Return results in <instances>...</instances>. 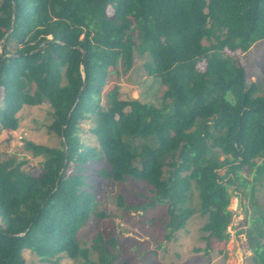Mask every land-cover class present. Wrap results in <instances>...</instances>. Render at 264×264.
I'll return each instance as SVG.
<instances>
[{"label": "trees", "instance_id": "16d2710c", "mask_svg": "<svg viewBox=\"0 0 264 264\" xmlns=\"http://www.w3.org/2000/svg\"><path fill=\"white\" fill-rule=\"evenodd\" d=\"M259 41L264 0H0V134L46 103L48 132L61 138L24 143L43 156L36 175L13 155L0 161V264H27L25 252L46 264H131L115 237L80 235L105 216L91 164L108 166L97 179L149 185L134 209L164 206L166 240L195 214L205 250L225 240L229 187L252 198L264 186V81L240 60ZM135 54L155 102L115 89L101 104L111 72L131 70ZM248 224L251 262L264 264V210Z\"/></svg>", "mask_w": 264, "mask_h": 264}, {"label": "rangeland", "instance_id": "374dc122", "mask_svg": "<svg viewBox=\"0 0 264 264\" xmlns=\"http://www.w3.org/2000/svg\"><path fill=\"white\" fill-rule=\"evenodd\" d=\"M204 44H208V41H204ZM144 60L145 58L135 54L131 70L125 72L118 66L117 71L111 72V77L103 89L101 104L105 102V93L115 89L123 98L155 102L154 97H150V83L142 67ZM240 60L244 62L251 79L259 73L264 81V41L253 45ZM202 66L203 63L198 65L199 68ZM163 89L158 90L156 97L162 94ZM51 121L52 109L46 103L37 107H25L20 113L18 130L0 134V161L13 155L18 161H26L22 165L25 171L33 175L38 174L43 156L34 157L31 151L25 150L24 143L30 141L48 147H60L61 138L53 132H48ZM82 126L86 128L87 123ZM82 138L86 140V133H83ZM107 167L104 163L91 164L84 171V174L93 175L99 185L96 210L105 215L82 228L80 235L84 239L93 238L96 232L101 233L104 238L115 237L131 264H252L248 219L251 214L256 215L264 210V186L257 187L252 198L249 195L244 197L241 194L243 189L229 187L231 197L228 209L232 215L225 231L228 237L225 240L210 241V247L205 250L206 243L200 239L199 232L202 219L198 214L190 219L184 230L166 240V230L159 223L166 216L164 206L156 204L144 211L134 209L135 205L144 201V197H151L149 185L129 179L124 182L97 179L96 169ZM71 170L74 171V168ZM223 172L224 170H221L219 173ZM240 175L248 181L252 180L246 171ZM119 198L121 205L117 203ZM187 206L198 207L195 192ZM151 219L154 221L151 222ZM24 256L27 264H46L41 263L36 255L29 252H25Z\"/></svg>", "mask_w": 264, "mask_h": 264}, {"label": "water", "instance_id": "95a60500", "mask_svg": "<svg viewBox=\"0 0 264 264\" xmlns=\"http://www.w3.org/2000/svg\"><path fill=\"white\" fill-rule=\"evenodd\" d=\"M14 20H15V11H14V7H13V17H12V24H11V27L10 29L8 30V32L6 33V35L11 31V29L13 28V23H14ZM6 35L2 38L1 41L4 40V38L6 37ZM0 56H2V53H1V50H0ZM65 152H66V147H65Z\"/></svg>", "mask_w": 264, "mask_h": 264}]
</instances>
